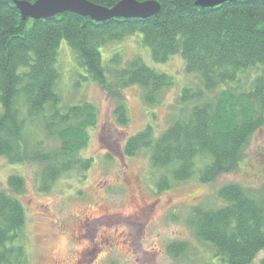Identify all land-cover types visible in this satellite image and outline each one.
I'll return each mask as SVG.
<instances>
[{"label": "trees", "instance_id": "obj_1", "mask_svg": "<svg viewBox=\"0 0 264 264\" xmlns=\"http://www.w3.org/2000/svg\"><path fill=\"white\" fill-rule=\"evenodd\" d=\"M89 1L112 7L121 0ZM156 1L160 10L150 17L99 22L69 11L24 20L14 0H0V156L11 164L40 165V191H49L64 173L86 171L92 162L80 152L88 143V129L97 123V110L90 102L62 103L56 88L62 41L83 77L114 99L120 124L128 121L121 89L138 85L144 102L154 104L173 80L140 56L120 65L116 53L105 62L104 46L139 35L153 61L179 54L185 72L198 77L196 88L184 87L179 96L181 104H190L186 114L157 137L148 125L124 144L127 156L150 150L152 167L164 171L157 190L193 176L212 183L241 166L249 139L264 126V2L200 7L195 0ZM24 189L18 174L9 175L0 188V264H27L26 210L16 196ZM216 192L221 205L191 212L188 222L195 235L212 245L222 264H264V258L254 261L264 249V185L257 196L238 182ZM170 249L179 253L182 246Z\"/></svg>", "mask_w": 264, "mask_h": 264}, {"label": "rangeland", "instance_id": "obj_2", "mask_svg": "<svg viewBox=\"0 0 264 264\" xmlns=\"http://www.w3.org/2000/svg\"><path fill=\"white\" fill-rule=\"evenodd\" d=\"M120 55V65L135 56L157 71L169 74L173 83L161 89L154 104H146L143 90L130 85L121 92L128 121L120 124L114 114V99L97 83L84 78L65 41L58 55V89L62 103H92L97 123L88 129V143L80 154L91 158L84 171L64 173L49 191L38 188L40 165L11 164L0 156V188L11 174L25 180V189L16 194L26 210L23 228L27 264H222L212 245L200 240L188 222L195 207L214 208L222 204L216 190L228 182H238L257 196L264 185V126L249 139L241 166L220 175L212 183L196 176L173 181L163 191L156 181L164 171L152 167L150 150L125 155L126 140L152 126L157 137L189 103L179 102L184 87L196 88L195 74L186 73L179 54L165 62L152 60L150 50L139 35L102 48L107 62ZM251 74V72H250ZM109 79L113 80L112 76ZM182 246L173 253L171 245ZM264 258V249L254 257Z\"/></svg>", "mask_w": 264, "mask_h": 264}, {"label": "water", "instance_id": "obj_3", "mask_svg": "<svg viewBox=\"0 0 264 264\" xmlns=\"http://www.w3.org/2000/svg\"><path fill=\"white\" fill-rule=\"evenodd\" d=\"M225 1L237 0H195L200 7H213ZM264 2V0H261ZM22 19H45L66 11L86 16L94 21L112 18L144 19L156 14L160 4L156 0H121L112 7L98 5L89 0H14Z\"/></svg>", "mask_w": 264, "mask_h": 264}]
</instances>
